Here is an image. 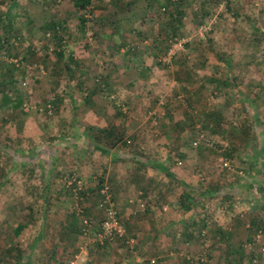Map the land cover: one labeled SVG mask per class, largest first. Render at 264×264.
Returning a JSON list of instances; mask_svg holds the SVG:
<instances>
[{"label": "rangeland", "instance_id": "1", "mask_svg": "<svg viewBox=\"0 0 264 264\" xmlns=\"http://www.w3.org/2000/svg\"><path fill=\"white\" fill-rule=\"evenodd\" d=\"M84 7L0 0V264L17 254L32 264H88L95 232L80 234L78 219L101 222L104 186L125 229L94 256L104 264L218 262L230 255L226 244L241 248L231 257L241 264L258 231L264 240V0ZM80 12L89 19L83 29ZM62 17L55 42L46 25ZM3 92L10 102L2 105ZM105 164L136 187L108 178ZM251 250L260 253L255 241Z\"/></svg>", "mask_w": 264, "mask_h": 264}, {"label": "trees", "instance_id": "2", "mask_svg": "<svg viewBox=\"0 0 264 264\" xmlns=\"http://www.w3.org/2000/svg\"><path fill=\"white\" fill-rule=\"evenodd\" d=\"M73 2H74V5L78 9H81V8L84 9L85 8L84 7L85 5H89L90 0H73ZM15 5L16 4L14 2L11 6L14 7ZM200 15H201V17H203L204 16V12L198 14L197 16H200ZM77 19H78V22H79L78 25H79V28L80 29H83L84 26H85V23L87 21H89V19L85 18V14L82 13V12H80V15H79V17ZM90 20L92 21V24L93 23H96V21L98 23L101 22V19L94 18V20H93V17ZM204 21H205V19L203 21L201 19L199 26L202 25V24H205ZM65 22H66V18H63L62 17L60 19L51 18L49 20V22L47 23L46 27L51 31L52 37H53V39H54L55 42L56 41H59V42L61 41L60 32L65 29V26H64L65 25ZM1 42H3V41L0 40V47L3 46V44ZM168 48H169V45H168ZM166 52H167V50H166ZM57 54H58V57L59 58H62V56H63V50H59V52L57 51ZM172 58H173V56H172ZM66 66L69 67V65H67V63H66ZM84 99H87L88 100L90 98L87 95V96H85ZM9 102H10L9 96L5 92H3V95H2V105L3 104H7ZM72 103H73V100H72ZM22 104H23V101H22V98L20 97V98H17V100L15 101V103L12 104V106L14 108H16V107L21 106ZM48 107H51V103L49 104ZM201 114L205 117V113H201ZM206 116H208L209 118H212V115H210L209 113ZM98 131L100 133H103V131H105V129L101 128V129H98ZM87 146L90 149H97V150H100L101 152H103L105 154H109L108 153V150H106L105 148H103L102 146H100L98 144H95V143H92V142L90 143L89 142ZM156 168H158L161 171H163L166 175L172 176L171 170L169 169V167L165 163L158 162L156 164ZM99 182H102V180H99ZM79 190L80 189H78L77 192H76L78 194V196L81 194V192ZM183 196L185 198H188V200L190 202L193 201V196H191L189 194V192L185 193L181 197H183ZM79 198H81V197H79ZM183 199L184 198H181L180 200H178V201H180L179 204H180V207L182 208V210L184 209L183 208L184 207V204L181 203V201L183 202ZM181 208L177 207V209H178L179 212H180V209ZM73 212H74V215H75L76 219H78V214L77 213H79V212H77V211H73ZM191 219H192V217H191ZM85 220L88 221V222L83 224V217H81V218L79 217V219H78V222H79L78 231H79V233L80 234L82 233L84 235H86V234H89L90 235L91 233H94L95 232L92 242H90L88 244V246H87L88 247V254H87L88 255L87 256L88 264H93V263L94 264L95 263L96 264H99V263L101 264L103 261H101L100 257L99 258L98 257L95 258L94 256H96V255L97 256L106 255L107 252L105 253V251L108 250V245L107 244H112V241L114 239L113 240H108L106 238H104V239L103 238L102 239L99 238L98 234L101 232V222H102L103 218H102L101 222L97 226L96 225L94 226V223H92V221L87 216H85ZM202 222H203V225L204 224L206 225L205 220H203ZM24 228H25L24 224H20L19 223V224H16V226L14 227V231H15L16 234H18ZM71 230L74 231L75 233L77 231L75 229H71ZM216 230L218 232H220V230L218 228ZM78 231H77V233H78ZM208 231H210L211 233L214 232V230H206V234L209 233ZM193 233H196V234L199 235V234L202 233V230L199 229V230H197V232H193ZM211 233H209L208 235H211ZM252 239H254V237H252ZM237 248H235L234 246H231L229 244H226L224 250L226 252H228L230 255H227V258L225 256H223L222 261H218L217 262L215 260V262H214V261H212L213 259L210 256L206 257V260H204L203 258H201L199 260L197 259L196 261H198V263H202V264H232L233 262H235L237 260V258H235V259L234 258H231V257H233V254L236 252V249ZM239 249H241V248H238V250ZM92 252H94V253H92ZM205 253H207V252L205 251ZM253 254L254 253L252 251H248V254L241 253V255L238 257V260L239 261L241 260V264H243L245 262H250ZM259 258H260L261 262L264 263V257L261 256V255H259ZM64 263H65L64 261L58 262V264H64ZM14 264H32V262H31V258L29 256L24 255V254H19V255L17 254V256H16V258L14 260ZM78 264H86V262L85 261H80V263H78ZM143 264H150L149 263V258L146 259ZM154 264H157L156 263V258H155V263Z\"/></svg>", "mask_w": 264, "mask_h": 264}, {"label": "built area", "instance_id": "3", "mask_svg": "<svg viewBox=\"0 0 264 264\" xmlns=\"http://www.w3.org/2000/svg\"><path fill=\"white\" fill-rule=\"evenodd\" d=\"M206 26L205 24H202L198 27V29H203L205 30ZM182 48L181 42L177 43H172L169 48L167 49V56L172 57L175 55L176 50H179ZM101 192V200L98 203V206L103 210L104 213V218L101 222V232L98 234L99 238H106L108 240H113L116 237H121L124 236L125 234V229L120 221L119 217V212L116 204L113 202L111 199L110 194L108 193V187L104 186L103 188L100 189ZM143 207V203L140 204ZM88 221L84 220V223H87ZM262 234L261 231H258L253 239L252 244H247L245 247L248 249V251H252L251 248H253L254 241L255 244L259 245V251L260 253L258 254L255 252L251 258L250 262H245L243 264H264L261 262L259 255L264 257V240H261ZM127 242L133 246L134 245V240L132 238L127 239ZM137 261L141 262L143 260H140L137 258ZM144 262H141L140 264H143ZM150 264L155 263V259L151 258L149 260ZM67 264H73V262H69Z\"/></svg>", "mask_w": 264, "mask_h": 264}, {"label": "crops", "instance_id": "4", "mask_svg": "<svg viewBox=\"0 0 264 264\" xmlns=\"http://www.w3.org/2000/svg\"><path fill=\"white\" fill-rule=\"evenodd\" d=\"M114 166H111L110 164H105V167H103V170L102 171H105L104 169H106V176L108 178H110L111 180H115V179H118L119 181L122 180L123 182V179L126 177V172H119V169H114L112 170ZM116 173V174H115ZM122 178V179H121ZM126 179V178H125ZM127 181L129 179H126ZM126 183V182H125ZM129 184L133 185L134 187H136V183H134V179H130L129 180ZM161 230H156V232L158 233L159 232V235L160 236H164V233L163 232H160ZM156 232L154 231V233L156 234ZM161 239H164V238H161ZM215 240H211V242H214ZM106 261H103L101 264H104ZM88 263V262H87ZM94 264V263H93ZM96 264V263H95ZM100 264V263H99Z\"/></svg>", "mask_w": 264, "mask_h": 264}, {"label": "clouds", "instance_id": "5", "mask_svg": "<svg viewBox=\"0 0 264 264\" xmlns=\"http://www.w3.org/2000/svg\"><path fill=\"white\" fill-rule=\"evenodd\" d=\"M150 259H151V258H150ZM150 259H149V260H150ZM154 259H155V258H154Z\"/></svg>", "mask_w": 264, "mask_h": 264}]
</instances>
